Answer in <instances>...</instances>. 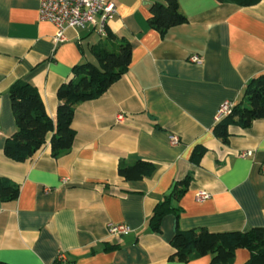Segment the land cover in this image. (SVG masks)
I'll return each instance as SVG.
<instances>
[{
    "label": "crops",
    "instance_id": "0c3cea01",
    "mask_svg": "<svg viewBox=\"0 0 264 264\" xmlns=\"http://www.w3.org/2000/svg\"><path fill=\"white\" fill-rule=\"evenodd\" d=\"M117 8L103 37L98 26L67 29L40 21V0H0V177L20 187L0 199V262L7 264H187L172 259L170 240L183 231L248 232L264 228V119L249 129L231 127L228 144L212 127L224 102L235 106L252 79L264 75V0L242 8L215 0H178L188 19L164 37L148 26L164 0H107ZM112 33L132 45L128 72L94 102L76 106L72 150L51 156L49 141L33 158L8 160L4 143L17 130L8 91L18 81L35 86L44 109L57 115V90ZM197 55L200 64L188 60ZM176 137L177 145L169 138ZM205 156L192 162V150ZM252 153L243 158L242 153ZM143 159L155 173L123 181L118 167ZM191 177L179 221L166 215L158 232L149 225L158 202L179 179ZM205 191L211 198L198 202ZM128 225L110 238L108 225ZM116 246V248H114ZM233 264L250 255L236 250ZM212 257L188 264H209Z\"/></svg>",
    "mask_w": 264,
    "mask_h": 264
},
{
    "label": "trees",
    "instance_id": "16d2710c",
    "mask_svg": "<svg viewBox=\"0 0 264 264\" xmlns=\"http://www.w3.org/2000/svg\"><path fill=\"white\" fill-rule=\"evenodd\" d=\"M166 4L155 3L150 10L148 26L164 37L169 30L181 26L188 21L179 11L178 0H164ZM221 4H235L243 9L255 7L261 0H215ZM132 45L125 40L116 41L110 33L106 42L93 47L91 51L97 64L81 63L72 69L73 76L57 90V115L50 118L44 109L42 97L38 89L27 82L18 81L11 85L8 91L11 99V110L17 126L15 133L4 143L5 157L19 164L31 159L37 154L50 138L51 156L60 155L72 150L75 132L72 129V119L78 104L102 98L108 89L119 82L132 62ZM243 96L231 113L223 120L217 121L213 129L216 139L224 144L229 143L231 127L249 129L254 121L264 119V75L252 79L244 88ZM206 147L199 145L192 150V162L199 165L205 156ZM120 179L123 181H141L149 179L155 173L152 162L138 159L134 164L118 167ZM191 177L179 179L171 188L169 195L158 202L151 214L149 225L154 232L159 231L166 215L172 214L178 221L182 208L173 207L171 202L178 203L190 187ZM20 193V187L0 177V199L4 202L15 200ZM170 240L174 251L172 259L181 263L212 257L209 264H233L236 250L246 249L249 259L245 264H264V228L254 227L248 232L230 231L212 232L206 228L190 229V231L175 230ZM116 248V246H114ZM57 264H63L56 261ZM0 264H7L0 262ZM65 264V263H64Z\"/></svg>",
    "mask_w": 264,
    "mask_h": 264
},
{
    "label": "built area",
    "instance_id": "2783aa9c",
    "mask_svg": "<svg viewBox=\"0 0 264 264\" xmlns=\"http://www.w3.org/2000/svg\"><path fill=\"white\" fill-rule=\"evenodd\" d=\"M40 21H49L55 27V43H62L66 39L67 29L80 30L88 25L91 27L98 26L99 33L104 37L106 34L105 26L109 20H111L117 12L116 5L107 0H40L39 2ZM193 65L200 64L201 58L197 55L191 56L188 60ZM235 108V105L231 102H224L221 108L217 111V121L223 120L224 117L231 113V110ZM171 145L179 144L176 137L169 138ZM252 153H242L240 156L243 158H249ZM264 174V166L263 172ZM211 198L210 194L201 191L197 195L198 202ZM108 235L110 238L125 237L131 232L128 225H108ZM57 261L64 262V255H58Z\"/></svg>",
    "mask_w": 264,
    "mask_h": 264
}]
</instances>
